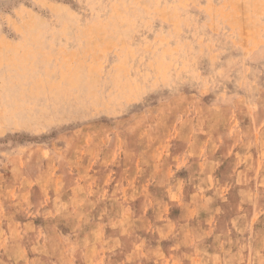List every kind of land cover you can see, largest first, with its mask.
Returning <instances> with one entry per match:
<instances>
[{
	"label": "rangeland",
	"instance_id": "374dc122",
	"mask_svg": "<svg viewBox=\"0 0 264 264\" xmlns=\"http://www.w3.org/2000/svg\"><path fill=\"white\" fill-rule=\"evenodd\" d=\"M0 264H264V0H0Z\"/></svg>",
	"mask_w": 264,
	"mask_h": 264
}]
</instances>
